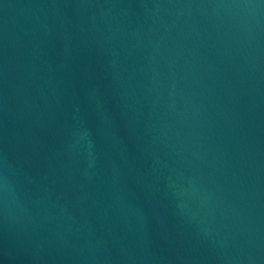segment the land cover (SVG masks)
<instances>
[{
  "label": "water",
  "instance_id": "obj_1",
  "mask_svg": "<svg viewBox=\"0 0 264 264\" xmlns=\"http://www.w3.org/2000/svg\"><path fill=\"white\" fill-rule=\"evenodd\" d=\"M0 264H264V0H0Z\"/></svg>",
  "mask_w": 264,
  "mask_h": 264
}]
</instances>
